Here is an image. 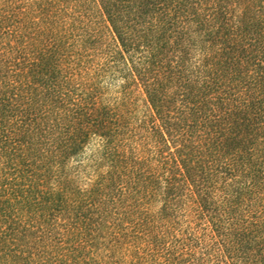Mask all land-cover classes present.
Returning a JSON list of instances; mask_svg holds the SVG:
<instances>
[{"label":"trees","instance_id":"trees-1","mask_svg":"<svg viewBox=\"0 0 264 264\" xmlns=\"http://www.w3.org/2000/svg\"><path fill=\"white\" fill-rule=\"evenodd\" d=\"M0 264H264V0H0Z\"/></svg>","mask_w":264,"mask_h":264}]
</instances>
